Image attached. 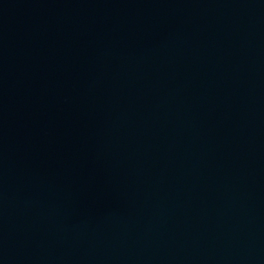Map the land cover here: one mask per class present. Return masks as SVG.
<instances>
[{
    "label": "water",
    "instance_id": "95a60500",
    "mask_svg": "<svg viewBox=\"0 0 264 264\" xmlns=\"http://www.w3.org/2000/svg\"><path fill=\"white\" fill-rule=\"evenodd\" d=\"M43 264H264V0H155Z\"/></svg>",
    "mask_w": 264,
    "mask_h": 264
}]
</instances>
